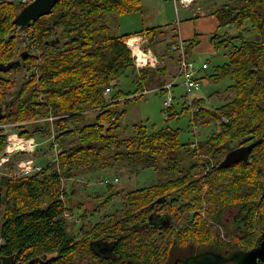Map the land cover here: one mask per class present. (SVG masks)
Instances as JSON below:
<instances>
[{
	"label": "trees",
	"instance_id": "16d2710c",
	"mask_svg": "<svg viewBox=\"0 0 264 264\" xmlns=\"http://www.w3.org/2000/svg\"><path fill=\"white\" fill-rule=\"evenodd\" d=\"M222 1L214 7L219 24L211 41L215 50H227L229 58L211 77L229 78L227 91L234 96L228 95L215 109L201 100L195 102L199 107L192 119L204 125L218 121L220 129L189 144L181 142L179 128L170 126L152 129L135 124L132 135L120 136L125 133L119 131V119L126 112L118 109L121 99L126 97L128 103L131 95L136 98L142 92L143 84L152 86L155 73L141 69L135 92L116 88L129 68L136 71L125 41L144 34L153 47L163 26L122 34L113 20L141 11L142 0H60L50 14L27 26L15 22L27 4L0 0V63L8 64L27 52L21 65L0 70V157L7 147L4 126L9 122L18 123L19 134L27 137L48 138L54 129L60 143L58 160L42 171L0 176V264L3 256H14L15 264H73V250L84 252L95 239L111 232L113 238L121 236L119 245L138 247L139 256L127 257L128 264H179L208 250L231 256L260 244L264 231V0ZM231 26L239 27L237 34L219 32ZM23 29L28 44L21 50ZM57 39L58 43L50 42ZM20 71L18 78L15 74ZM147 75L152 81L145 79ZM110 83L114 84L111 98L104 93ZM52 114L61 116L53 122L44 119ZM175 114L170 109L169 118ZM253 143L247 160L221 167L229 152ZM186 155L192 159L185 162ZM112 158L140 160L146 167H158L164 178L130 191L123 214L105 217L90 227L91 232L85 231L81 241H75L74 226L70 228L65 215L73 208L67 204L69 192L62 184L78 172L109 165ZM165 161L167 165L159 164ZM107 186L111 193L114 185ZM115 193L102 199L96 209L109 203ZM228 210L234 211L231 223L226 222ZM154 211L168 215L173 225L153 230L149 217ZM85 229V225L80 228ZM74 245L78 246L74 249Z\"/></svg>",
	"mask_w": 264,
	"mask_h": 264
},
{
	"label": "rangeland",
	"instance_id": "374dc122",
	"mask_svg": "<svg viewBox=\"0 0 264 264\" xmlns=\"http://www.w3.org/2000/svg\"><path fill=\"white\" fill-rule=\"evenodd\" d=\"M202 2L205 4V9L210 6L218 7L223 3L222 0H202ZM142 4L143 9L140 13L132 12L121 14L117 19L113 20V23L116 21V28L120 33H135L141 30L143 26L142 20L147 16L152 17L153 24L151 25H159L160 23L169 24L176 21L185 22L195 19L191 15L193 11H188V8H184V6L181 5L180 0H177V3L175 0H142ZM176 6H178L179 11L176 9ZM195 9L198 8L195 7ZM160 15L162 17V22H157L159 20L156 19H158ZM191 17L193 18L190 19ZM237 31L238 28H236V26L223 27L219 30L220 33H227L228 35H235L238 33ZM246 34H251V31ZM25 36L26 30L23 29V31L19 32L18 46L21 50H23L28 44ZM237 43L239 42L237 41ZM206 44L209 46L208 43ZM189 46L190 43H187L186 49H188ZM153 48L156 49V52L163 57L164 55H162V53L166 51V43L164 40H159ZM226 52L227 50L221 49L191 53L192 59L196 62L197 70L200 69L203 62H209L210 65L208 69L203 71L200 70L197 73V76L200 78L202 83L201 89L188 94L185 86L182 84L183 79L181 78L179 80V84L171 90L173 101L171 107L169 108H167L164 103L169 94L167 91H161L160 89L161 85L167 83L169 80L165 81L163 80V77H161L165 75L164 71L162 72L161 66L158 69V71L161 70L160 73L154 69L153 71H155V73L152 74L153 81L150 79L151 77H149V75L145 78L146 80L150 79L154 83L152 86H146L142 83V92L140 91L135 94L137 96L136 98L133 97L134 95H131L128 104L125 102L126 97L121 99L122 101L119 103L118 109L123 110L125 108L126 112L119 119V131L123 130L125 133V135L122 134L120 136L126 137L132 135L135 124H146L152 129H161L163 127L170 126L171 128H179V136L182 142L192 144L205 140L209 138L213 132L218 131L220 129L218 121L214 122V120H211V123L209 122L208 125H204L201 121H195L192 119L195 107L199 106L194 105V107L191 102L196 104L195 102L201 100L204 106L210 109H215L225 103V98L228 95L234 96L233 91H227V87L230 84L229 78L215 79L214 77H210L216 73V69L218 67L217 65H223L228 61L229 56L225 55ZM168 55H170V52H168ZM139 71L140 70L136 69L135 71L133 68H129L120 78V82L116 88L123 90L125 93L135 92L139 86L138 82L135 80ZM177 72L178 69L172 75L175 76ZM22 74L23 71H20L15 75L20 78ZM141 93L143 94L140 95ZM170 109L176 113L172 118H169ZM9 123L10 124L5 123L8 125L4 126V133L7 136L18 134L19 129L15 127L18 123ZM27 125H30V123H27ZM29 129L32 130L31 127H29ZM49 137L46 138L36 134L35 138H37L40 143L36 152L28 154H12L9 160L0 163V176L23 174L20 163L22 160L30 158H33L37 164H40L43 167L50 162L53 163L56 156V150L53 147L50 148L51 141L49 140ZM47 150H49V154L47 153ZM182 154L185 153L183 152ZM42 159H45L44 163H41ZM191 159L192 158L188 155L184 156L185 162L190 161ZM108 163L109 165L101 167L98 170L96 169V171L87 170L78 172L71 178L64 180L62 184L64 187H67L69 192L67 204L72 207L73 210L72 213L70 212L71 214L68 212L67 218L69 220L68 224L70 225V228H73L74 226L72 230H74L75 233L80 230L82 225H85L88 228L91 226L93 227L94 224L104 220L106 215L109 217L110 215L116 216L123 214L128 207V203L125 198L130 191L153 185L164 178V174H162L164 172H161L160 169L156 167H146L144 162L137 159L127 160L126 158H120L119 160H114L112 158ZM159 164L167 165L168 161L160 162ZM108 178L112 180L111 184L114 185L111 193H116L112 196L109 203L102 205L99 209H96L99 202L107 195L111 194L110 190H108L107 184L105 183V180ZM115 178H119V180L115 181ZM73 190L74 194L72 193ZM232 212L229 210L226 212L227 223H229L232 219ZM78 235L80 236V232Z\"/></svg>",
	"mask_w": 264,
	"mask_h": 264
},
{
	"label": "built area",
	"instance_id": "2783aa9c",
	"mask_svg": "<svg viewBox=\"0 0 264 264\" xmlns=\"http://www.w3.org/2000/svg\"><path fill=\"white\" fill-rule=\"evenodd\" d=\"M34 0H21L24 4H29ZM193 0H180L183 5L189 6ZM177 3V0H175ZM27 35V30H26ZM148 37L141 34H134L129 36L126 39V44L131 51V55L133 58L134 66L137 70L141 69H156L160 66V58L158 54L151 48L146 46ZM170 49L177 53L178 56V72L175 76H173L167 83L161 85V91H167L168 98L165 100V106L167 108L171 107L173 96H172V89L179 84V80L183 79V85L185 86L187 93H193L199 91L201 89L202 83L200 78L197 76L198 71L206 70L209 68V62H203L200 69H196V62L195 60L191 59L186 51V43L184 42L183 38L180 36L170 44ZM113 83H110L105 88V95L111 98L112 90H113ZM193 106L195 105L194 102H191ZM197 106V105H195ZM194 106V107H195ZM198 110V107H195V111ZM61 115H50L44 119L47 121L53 122ZM8 125V124H6ZM49 140L51 141L53 148L56 150V156L53 160H58V148L59 143L55 138L54 129L50 131ZM39 142L35 137H27L24 135L12 134L7 136V147L5 149V153L0 157V163L7 161L10 159V156L15 153H35L37 147L39 146ZM20 165L22 166L23 174L35 173L43 170V166L37 164V162L33 159L22 160ZM115 181H118L119 178H115ZM112 180L110 178L105 180V183H111ZM66 217L68 213L65 214Z\"/></svg>",
	"mask_w": 264,
	"mask_h": 264
},
{
	"label": "crops",
	"instance_id": "0c3cea01",
	"mask_svg": "<svg viewBox=\"0 0 264 264\" xmlns=\"http://www.w3.org/2000/svg\"><path fill=\"white\" fill-rule=\"evenodd\" d=\"M181 5L183 4L181 3ZM183 6L184 8L185 7L188 8V11H193L191 15L195 19L188 20L185 22L176 21L169 24L160 23L159 25H151L153 24L151 16H147L142 20V24H143L142 29L153 26H163L158 36L159 38L158 41L164 40L166 43V48H165L166 51L162 53V55L164 56L163 57L160 56L156 52V49L154 50V48L149 45V39H147L146 46L153 49L158 54L160 58V66L162 68V72L164 71L165 73L164 77L161 75L160 76L163 77V80L165 81L170 80L174 76L172 74H174V72H176L178 69L179 62H178L177 53L170 49V44L174 42V40H177L178 37L181 36L184 40L190 43V46H192L191 53L215 50L214 44L211 41V37L218 29L219 21L218 18L213 14V11L215 10L214 6H210L207 9H205V4L202 2V0H193L189 6L186 5ZM195 7H197L198 9H195ZM176 9L179 11L178 6H176ZM193 17H191L190 19H192ZM161 19L162 17L160 15L159 18L156 20H159L157 22H162ZM206 43H208L209 46ZM168 52H170V55H168ZM189 55L191 57V54ZM160 66L156 68L155 71H158ZM160 72L161 70L158 71V73Z\"/></svg>",
	"mask_w": 264,
	"mask_h": 264
},
{
	"label": "water",
	"instance_id": "95a60500",
	"mask_svg": "<svg viewBox=\"0 0 264 264\" xmlns=\"http://www.w3.org/2000/svg\"><path fill=\"white\" fill-rule=\"evenodd\" d=\"M60 0H34L27 4L16 16L15 22L20 26H27L30 22L36 21L43 15L50 14L54 6ZM52 43H58L57 40H50ZM27 57V52L24 51L20 55V59L14 60L8 64L0 63V70H9L21 65V60ZM255 143L242 146L232 150L221 163V167L230 166L238 160H247L250 152L253 150ZM148 226V224H147ZM3 264H12L14 256H3ZM31 261L29 264H31ZM233 262V264H261L264 263V231L261 235V242L257 246L245 250L238 251L231 256H224L215 251H206L194 254L185 258L181 264H224ZM169 264V263H166Z\"/></svg>",
	"mask_w": 264,
	"mask_h": 264
},
{
	"label": "flooded vegetation",
	"instance_id": "af4514ba",
	"mask_svg": "<svg viewBox=\"0 0 264 264\" xmlns=\"http://www.w3.org/2000/svg\"><path fill=\"white\" fill-rule=\"evenodd\" d=\"M105 217H108V216H105ZM149 218H150L151 224H153L154 226L153 230L157 232H160L161 229L163 228L173 225L172 218H170L168 215H165L163 212L159 213V212L154 211ZM85 231L91 232L92 230L88 228L83 231L79 230L77 233H75L73 230L74 234H76V237L74 238L75 241H81ZM120 231L121 230H117L115 231V233L119 234ZM79 232H80V236L78 235ZM126 233H131V231L127 230ZM112 234L113 233L111 232L110 236L101 235L102 237H100V239H95L89 248L85 247V251L83 247L84 252H80L79 253L80 255L76 254L75 251L73 250L71 262L73 264H98V263L99 264H110V263L111 264H118V263L128 264L126 262V259H128L127 257H129V259H132L133 257L139 256V253H137L136 251L138 247L133 246V245H127L123 247V245H119L121 236H119L118 238L117 237L113 238L111 237ZM152 239H153V236H152ZM77 246L78 245H74L73 248L75 249V247ZM123 251L125 252L124 255H123ZM151 258H153V255L151 256ZM2 264H3V261H2ZM12 264H15V263L13 262ZM179 264H181V262Z\"/></svg>",
	"mask_w": 264,
	"mask_h": 264
},
{
	"label": "bare ground",
	"instance_id": "6f19581e",
	"mask_svg": "<svg viewBox=\"0 0 264 264\" xmlns=\"http://www.w3.org/2000/svg\"><path fill=\"white\" fill-rule=\"evenodd\" d=\"M215 5H217V4H215ZM124 6V5H123ZM213 8V7H212ZM231 8V7H230ZM229 8V9H230ZM132 11V10H131ZM133 11H135V10H133ZM217 11V10H216ZM115 12H117V11H115ZM137 12H139L140 13V10L139 11H137ZM117 14V13H116ZM135 15H137V14H135ZM142 15V14H141ZM162 15V14H161ZM166 15V14H165ZM128 18V17H127ZM151 18V17H150ZM263 18V17H262ZM113 19V18H112ZM115 19V18H114ZM116 21H114V23H115ZM141 22V21H140ZM105 23V22H104ZM127 24H129V23H127ZM132 24V23H131ZM130 24V25H131ZM116 25H117V23H116ZM246 25H248V24H246ZM249 26V25H248ZM252 26V25H251ZM118 27V26H117ZM143 27V26H142ZM239 28V27H238ZM82 30V29H81ZM109 30V29H108ZM117 30V29H116ZM116 32V31H115ZM165 32V31H164ZM238 32V31H237ZM260 32V31H259ZM138 33V32H137ZM118 34V33H117ZM150 35V34H149ZM108 36V35H107ZM112 36V35H111ZM173 36V35H172ZM176 36V35H175ZM263 38V37H262ZM149 39V38H148ZM184 40V39H183ZM175 41V40H174ZM184 42L187 44V43H189V42H187L186 40H184ZM97 43V42H96ZM252 43V42H251ZM224 47H225V45H224ZM149 48V47H148ZM221 49H223V48H221ZM155 50V49H154ZM162 51V50H161ZM186 51H187V54H188V56L190 57V51L188 52V49H186ZM248 51V50H247ZM117 54V53H116ZM218 55V54H217ZM219 55H220V53H219ZM107 56V55H106ZM175 56V55H174ZM207 56V55H206ZM255 56V55H254ZM107 58V57H106ZM118 58V57H117ZM191 58V57H190ZM192 59V58H191ZM215 59V58H214ZM213 62V61H212ZM218 63V62H217ZM223 63V62H222ZM127 65H129V64H127ZM127 65H126V67H127ZM132 65V64H131ZM134 66V65H133ZM218 66V65H217ZM134 68H135V66H134ZM214 70V69H213ZM214 72V71H213ZM126 73V72H125ZM154 73V72H153ZM135 74V73H134ZM223 74H224V72H223ZM133 75V74H132ZM225 76V75H224ZM139 77V76H138ZM164 77V76H163ZM209 77V76H208ZM211 77V76H210ZM214 77H215V75H214ZM212 78V77H211ZM235 78V77H234ZM235 86V85H234ZM258 90V89H257ZM237 91V90H236ZM176 99H177V97H176ZM196 100V99H195ZM229 100V99H228ZM179 103V102H178ZM208 103V102H207ZM112 104V103H111ZM128 104V103H127ZM157 135V134H156ZM190 137V136H189ZM139 138V137H138ZM143 138V137H142ZM145 139V138H144ZM216 139V138H215ZM218 139V138H217ZM127 140V139H126ZM194 140V139H193ZM237 140V139H236ZM251 140V139H250ZM94 141H96V140H94ZM118 141V140H117ZM122 141H124V140H122ZM136 141V140H135ZM182 142V141H181ZM184 143V142H183ZM192 143V142H191ZM208 143V142H207ZM120 144H122V143H120ZM119 144V145H120ZM128 145V144H127ZM133 145V144H132ZM142 145V144H141ZM134 146V145H133ZM228 146V145H227ZM236 147V146H235ZM174 148V147H173ZM224 148V147H223ZM222 148V149H223ZM228 148V147H227ZM261 148V147H260ZM147 149V148H146ZM145 149V150H146ZM156 149V148H155ZM208 149V148H207ZM220 149V148H219ZM149 150V149H148ZM171 150H172V148H171ZM188 150V149H187ZM227 150V149H226ZM167 151H169V150H167ZM180 151V150H179ZM137 152V151H136ZM163 152V151H162ZM193 152V151H192ZM200 152V151H199ZM205 152V151H204ZM212 152V151H211ZM144 153H145V151H144ZM135 154V153H134ZM162 154V153H161ZM164 154V153H163ZM168 154V153H167ZM221 155V154H220ZM264 155V154H263ZM165 156H167V155H165ZM255 156V155H254ZM150 157V156H149ZM158 158V157H157ZM170 158V157H169ZM215 158V157H214ZM264 158V157H263ZM216 159V158H215ZM254 159V158H253ZM156 160V159H155ZM184 160V159H183ZM201 161H202V159H201ZM259 162V161H258ZM176 163V162H175ZM154 165V164H153ZM198 165V164H197ZM203 166V165H202ZM215 166V165H214ZM257 166V165H256ZM264 166V165H263ZM158 168V167H157ZM201 168V167H200ZM167 169V168H166ZM257 169V168H256ZM178 170V169H177ZM242 170V169H241ZM223 171V170H222ZM199 173V172H198ZM249 173V172H248ZM260 176V175H259ZM193 177V176H192ZM169 178V177H168ZM195 178V177H194ZM231 179V178H230ZM174 180V179H173ZM197 181V180H196ZM205 182V181H204ZM163 183V182H162ZM202 183V182H201ZM261 183V182H260ZM207 184V183H206ZM216 185V184H215ZM214 185V186H215ZM163 186H165V185H163ZM202 186V185H201ZM207 187V186H206ZM174 188V187H173ZM200 188V187H199ZM111 189V188H110ZM208 189V188H207ZM206 189V190H207ZM181 191V190H180ZM208 191V190H207ZM235 192V191H234ZM201 194V193H200ZM199 194V195H200ZM179 197V196H178ZM209 197V196H208ZM110 198V197H109ZM211 198V197H210ZM221 198H223V197H221ZM228 199V198H227ZM256 199H257V197H256ZM222 200V199H221ZM230 200V199H229ZM192 201V200H191ZM235 201V200H234ZM239 201V200H238ZM255 201V200H254ZM260 201V200H259ZM104 202V201H103ZM108 202V201H107ZM261 202V201H260ZM218 203V202H217ZM251 203V202H250ZM221 204V203H220ZM233 204V203H232ZM105 205V204H104ZM114 206V205H113ZM215 206V205H214ZM246 208H248V207H246ZM199 209V208H198ZM228 209V208H227ZM101 210V209H100ZM210 210V209H209ZM215 210H216V208H215ZM218 210V209H217ZM205 211V210H204ZM244 211V210H243ZM106 212V211H105ZM245 212V211H244ZM220 213V212H219ZM261 213V212H260ZM107 214V213H106ZM210 214V213H209ZM207 215V214H206ZM211 215V214H210ZM209 215V216H210ZM250 215V214H249ZM107 216V215H106ZM213 217V216H212ZM250 217V216H249ZM117 218V217H116ZM261 218V217H260ZM234 219V218H233ZM246 220V219H245ZM223 221V220H222ZM247 221V220H246ZM249 222V221H248ZM227 228V227H226ZM251 228V227H250ZM224 229V228H223ZM254 228H252V230H253ZM260 229V228H259ZM232 231V230H231ZM234 231V230H233ZM227 232H230V231H227ZM254 232V231H253ZM258 233V232H257ZM225 234V233H224ZM220 235V234H219ZM165 236V235H164ZM115 238V237H114ZM90 239V238H89ZM109 239V238H108ZM89 246V245H88ZM91 246V245H90ZM89 248V247H88ZM162 248V247H161ZM119 250V249H118ZM164 251V250H163ZM118 252V251H117ZM121 253V252H120ZM93 254V253H92ZM124 254V253H123ZM80 255V254H79ZM163 257V256H162ZM165 259V258H164ZM166 261V260H165ZM107 262H108V260H107ZM106 262V263H107ZM161 262H163V261H161ZM94 263V262H93ZM96 263V262H95ZM102 263V262H101ZM99 264V263H98ZM111 264V263H110ZM119 264V263H118Z\"/></svg>",
	"mask_w": 264,
	"mask_h": 264
}]
</instances>
